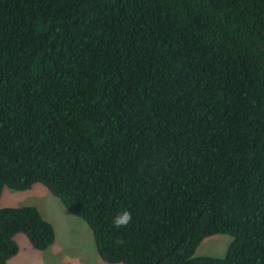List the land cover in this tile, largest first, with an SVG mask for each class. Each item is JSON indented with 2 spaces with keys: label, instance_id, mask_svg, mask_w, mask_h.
Segmentation results:
<instances>
[{
  "label": "trees",
  "instance_id": "trees-1",
  "mask_svg": "<svg viewBox=\"0 0 264 264\" xmlns=\"http://www.w3.org/2000/svg\"><path fill=\"white\" fill-rule=\"evenodd\" d=\"M36 184L104 264H264V0H0V201ZM18 235L56 241L0 207V264Z\"/></svg>",
  "mask_w": 264,
  "mask_h": 264
},
{
  "label": "rangeland",
  "instance_id": "rangeland-1",
  "mask_svg": "<svg viewBox=\"0 0 264 264\" xmlns=\"http://www.w3.org/2000/svg\"><path fill=\"white\" fill-rule=\"evenodd\" d=\"M22 206L37 207L54 225L57 237L52 246L58 253L52 251L55 256H49L47 260L46 256L44 258L42 255L46 251H35L25 235H18L16 242L20 251L15 257L18 260L15 262L13 258L9 264H104L97 253L94 236L88 225L70 214L60 199L43 185L36 184L25 191L8 187L4 189L0 201L1 208ZM231 239L228 235L211 236L199 245L195 256L223 257Z\"/></svg>",
  "mask_w": 264,
  "mask_h": 264
},
{
  "label": "clouds",
  "instance_id": "clouds-1",
  "mask_svg": "<svg viewBox=\"0 0 264 264\" xmlns=\"http://www.w3.org/2000/svg\"><path fill=\"white\" fill-rule=\"evenodd\" d=\"M130 214L127 212H124L122 215L116 217L114 220V223L118 226L126 224L130 220Z\"/></svg>",
  "mask_w": 264,
  "mask_h": 264
},
{
  "label": "crops",
  "instance_id": "crops-1",
  "mask_svg": "<svg viewBox=\"0 0 264 264\" xmlns=\"http://www.w3.org/2000/svg\"><path fill=\"white\" fill-rule=\"evenodd\" d=\"M52 219H53V217H51ZM56 237H57V234H56ZM35 250V249H34ZM19 251H20V249H19ZM36 251V250H35ZM52 251H54V252H56V253H58V250H56L55 248H53V246H51L48 250H46V254L45 253H43L42 255H44V258H45V256H46V258H47V260H48V257L50 256V258H52V257H54L55 255L54 254H52L51 252ZM50 254V255H49ZM18 255V254H17ZM38 255H41V253H38ZM16 257V256H15ZM14 257V258H15ZM43 258V260H45ZM18 259H16L15 258V262L17 261ZM11 261V260H10ZM46 262V261H45Z\"/></svg>",
  "mask_w": 264,
  "mask_h": 264
}]
</instances>
